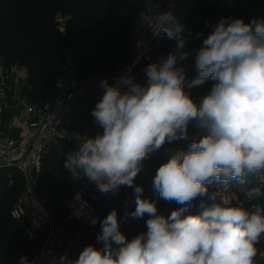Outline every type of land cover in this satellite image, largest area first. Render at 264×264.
Masks as SVG:
<instances>
[{
    "label": "clouds",
    "instance_id": "9594fccd",
    "mask_svg": "<svg viewBox=\"0 0 264 264\" xmlns=\"http://www.w3.org/2000/svg\"><path fill=\"white\" fill-rule=\"evenodd\" d=\"M160 33L177 40L167 58L144 69L146 83L125 72L114 84L100 82L102 98L91 112L103 129L66 154L73 179L86 177L102 193L133 187L142 163L165 143L188 139V126L200 132L187 149H178L153 178L159 197L182 207L167 217L136 186L135 211L148 215L146 231L131 239L120 230L115 209L100 221L96 240L78 257L62 255L55 264H254L264 234V191L252 187L243 204L217 202L209 186L229 188L235 180L264 173V20L222 19L203 40L195 57L198 75L186 81L184 26L172 11L154 16ZM211 80L210 91L194 100L186 90ZM201 199L198 213H184ZM96 219L91 223L96 224ZM20 264H33L24 255Z\"/></svg>",
    "mask_w": 264,
    "mask_h": 264
},
{
    "label": "trees",
    "instance_id": "16d2710c",
    "mask_svg": "<svg viewBox=\"0 0 264 264\" xmlns=\"http://www.w3.org/2000/svg\"><path fill=\"white\" fill-rule=\"evenodd\" d=\"M128 1L130 0H0V57L6 63H18L26 67L27 81L32 85L36 98L40 99L53 92L56 79L64 68L60 33L54 20L55 14L61 12L70 15L62 44L73 52L80 77H98L117 69L129 55L131 19L118 14V10ZM176 18L184 26V51L189 53L185 60H178L176 67L183 68L186 81H191L198 75L196 53L213 26L222 19H242L245 23L254 19L264 20V0H181ZM157 48L159 53L169 55L176 50L177 40L167 37ZM212 83L209 80L201 86L186 90L198 101L210 91ZM94 107L90 98L76 102L67 118L68 127L93 135L102 133L103 129L94 122L91 115ZM187 132L188 139L165 143L143 161L133 187L122 185L115 192L108 193L100 192L86 177L73 179L71 173L64 168L66 154L76 151L77 145L60 141L57 146L49 148L43 157L39 181L45 186L47 204L53 219L62 223L80 243L77 248L69 251L68 257H78L80 251L89 244L98 248L102 246L96 240L101 232L100 221L113 209L117 211L120 230L126 237L131 239L146 231L145 222L149 218L147 214L142 218L125 215L135 211L136 186L143 188L142 198L155 202L159 215L167 217L174 209L182 207L175 201L160 198L153 189V178L158 167L174 151L186 150L190 140L197 136L190 124ZM5 174V170H0V264H17L16 258L20 255L31 257L36 254L44 237L33 241L21 239L18 232L27 224L24 220L12 219L9 209L21 189L22 181L16 175L14 185L6 188ZM83 187L92 194L86 198L94 205L98 214V220L93 226L83 227L78 220L68 223L64 221L68 215L64 200L72 198ZM229 187L235 194V198L230 199L231 203L249 207L244 200V192L252 187H261L264 191V173L246 176L244 184L233 180ZM211 192L209 189V194ZM201 199L207 197L193 201L192 207L184 215L198 213ZM216 199L217 202H222L219 197ZM255 203L264 206V196ZM257 245L259 251H264V234ZM254 264H264V261L258 262L256 256Z\"/></svg>",
    "mask_w": 264,
    "mask_h": 264
},
{
    "label": "built area",
    "instance_id": "2783aa9c",
    "mask_svg": "<svg viewBox=\"0 0 264 264\" xmlns=\"http://www.w3.org/2000/svg\"><path fill=\"white\" fill-rule=\"evenodd\" d=\"M181 0H136L133 6H122L119 15L131 19L130 48L127 60L117 69L98 77L82 79L75 65L73 52L66 48L63 39L70 15L57 12L54 20L60 33L64 58L63 72L58 76L55 89L38 99L27 81V74L8 68L0 57V170L6 171L5 187L11 188L16 175L22 181L21 189L9 209L15 220H24V238L33 241L44 237L40 249L31 257L33 264H55L62 255L77 248L80 243L65 226L54 220L48 208L45 186L39 181L44 155L60 141L79 145L93 134L68 127V116L74 104L90 98L94 105L102 98L100 82L107 79L114 84L128 72L138 83H146L144 69L168 55L158 52V45L167 36L160 33L154 16L172 11L175 17ZM235 198V194H231ZM224 201V198H219ZM68 209L65 220H78L81 226H93L98 220L94 205L78 191L73 198L65 199ZM21 256V255H20ZM20 256L17 264H20Z\"/></svg>",
    "mask_w": 264,
    "mask_h": 264
},
{
    "label": "rangeland",
    "instance_id": "374dc122",
    "mask_svg": "<svg viewBox=\"0 0 264 264\" xmlns=\"http://www.w3.org/2000/svg\"><path fill=\"white\" fill-rule=\"evenodd\" d=\"M136 2L134 1V0H130V1H128V3H125L124 4V6H133L134 4H135ZM123 6V5H122ZM67 47V46H66ZM63 57V56H62ZM3 60V59H2ZM163 59H161V61H162ZM5 64H6V66L8 67V68H16V71L18 72V73H20V74H24V75H26L27 74V71H26V67L25 66H23V65H20V64H18V63H13V64H10V63H6L5 62ZM57 80V79H56ZM92 104V103H91ZM190 126H191V128H192V130L195 132V134H198L199 132H200V130L197 128V126H196V124H195V122H191L190 123ZM262 181H263V179H262ZM209 189H211L212 190V192H214L215 193V195H216V197H219V198H221L222 199V197L224 198V200H230V198L232 197V190H231V188L229 187L227 190H225L222 186H219V187H214V186H209ZM20 190V189H19ZM81 191H82V193H83V195L85 196V197H87V196H90V195H92L89 191H88V189L86 188V187H83V188H81L80 189ZM79 190V191H80ZM74 197V196H73ZM72 197V198H73ZM71 199V198H70ZM223 202V201H222ZM52 208V207H51ZM66 210H67V212H68V209H67V207H66ZM65 221V220H64ZM25 229V228H24ZM24 229L23 228H20V230H19V234H20V237H21V239L22 240H24L25 238H24ZM258 246V245H257ZM256 246V247H257ZM258 248V254H257V256H258V262L259 261H264V251H259V246L257 247ZM18 258H16V260H17ZM17 262V261H16Z\"/></svg>",
    "mask_w": 264,
    "mask_h": 264
}]
</instances>
